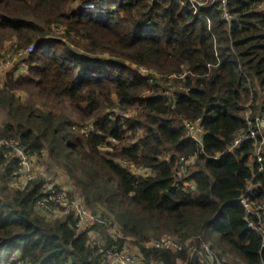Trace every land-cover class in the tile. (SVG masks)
Here are the masks:
<instances>
[{"label": "trees", "instance_id": "16d2710c", "mask_svg": "<svg viewBox=\"0 0 264 264\" xmlns=\"http://www.w3.org/2000/svg\"><path fill=\"white\" fill-rule=\"evenodd\" d=\"M193 6L189 0H0V61L35 46L23 58L25 73H11L0 85L7 118L0 137L39 158L48 155L42 174L25 188H10L12 166L0 181V264H101V249L90 242L100 228L108 232L104 249L132 243L147 264H203L190 249L204 244L230 263L264 264V227L262 234L249 227L240 201L252 186L249 198L264 203L256 159L260 149L264 165V135L257 129L258 147L231 149L247 125L243 104L252 89L256 127L264 98V0H228L236 17L231 29L218 4ZM140 67L160 75L142 78ZM178 74L186 75L179 81L185 89L169 101L158 80ZM115 105L137 115L111 120ZM198 120L202 144L185 126ZM192 157L183 179L195 189L187 191L176 186V176L180 160ZM123 161L151 174L135 175ZM56 166L73 183L69 196L83 197L116 225L117 240L107 227L80 230L72 212L47 221L37 211ZM163 236L183 246L145 245Z\"/></svg>", "mask_w": 264, "mask_h": 264}, {"label": "built area", "instance_id": "2783aa9c", "mask_svg": "<svg viewBox=\"0 0 264 264\" xmlns=\"http://www.w3.org/2000/svg\"><path fill=\"white\" fill-rule=\"evenodd\" d=\"M195 6H203L206 3L218 4L219 9L222 12V18L227 24L229 29L232 28L233 22L236 20L235 15L230 11L228 8V0H189ZM35 49L34 45H30L27 51H20L17 54H14L13 59H6L0 61V85H3V80L5 76H7L9 69L13 64L19 63L22 65V61L24 56L27 55L28 52H32ZM15 58V59H14ZM14 60V61H13ZM13 61V62H11ZM140 69L144 73H153L155 76H159L160 74H156L155 71H151L145 67H140ZM185 74H178L175 75L173 78L169 80L168 83L165 85L168 87L166 90L163 89V95L169 100H174L176 95L180 93L184 86L181 82L185 79ZM175 79V80H172ZM179 88L177 93H173L175 88ZM250 97L245 101L243 104V118L245 123L247 124L245 128L239 130L233 142L231 149H235L241 147L242 145L255 142L256 145L259 141V132L257 129L262 128L264 130V116H261L258 119L257 127L255 126V122L252 118L254 113L253 110V100H254V90L252 89ZM129 116V112L123 110L119 107H113L109 111V118L111 120H125ZM185 126L193 140L202 144L203 137H204V128L202 125V121L198 120L197 122H185ZM94 129V126H87L84 129V132L89 134ZM113 140L108 139V142H112ZM259 149V148H258ZM3 158L5 162L2 164L3 167L8 166H16L17 172H15L20 179V182L23 184H28L29 182L33 181L36 177V167L37 162L42 161V158L38 156L32 155L30 151H27L26 148L16 140L5 139L0 137V158ZM256 159L260 164V172L264 171L263 165V157L258 151L256 154ZM194 157L190 158L189 160L181 159L178 165L180 166L179 176H182V179L179 178L177 175V187H183L185 190L187 186L192 187L195 189V184L183 179V177L187 176L190 172V166L193 167ZM122 165L135 174L138 169H146V168H137L133 163L129 161H123ZM145 175L144 173L142 174ZM185 175V176H184ZM57 182L49 183L45 189V198L40 199L36 203V209L39 213L43 216L47 217V220H51L54 218H59L69 213H74L75 216L79 219L78 227L80 230H87L94 225H99L102 227H107L109 232L111 233L112 237L117 240L121 234L119 229L116 225L109 224L107 220L102 216L100 212L94 211L87 203L83 197H76L71 198L69 196L70 190L64 188L62 186L58 187ZM247 189H252V186H249ZM250 190H246V192L240 198L242 205L246 211L247 220H249V227L254 229L259 233H263L264 227V203H254L249 198ZM100 213V214H99ZM59 216V217H58ZM190 241L187 242L189 244ZM98 244H93V246H97ZM145 245L147 247L162 249V250H179L183 246V242L180 241L178 238L174 236H163L162 238H153L150 241L146 242ZM132 246L136 249V254L127 251L126 249ZM191 256H197L201 259L203 264H242L238 263H230L225 261L226 259H221L217 257V255L211 249L209 244H204L203 247H194L190 249ZM100 256V260L102 264L110 263L111 261H121L127 264H147L146 260L144 259L140 248L132 243L126 244L123 250H118L117 247L108 248V249H101L97 253ZM160 264V263H157Z\"/></svg>", "mask_w": 264, "mask_h": 264}, {"label": "rangeland", "instance_id": "374dc122", "mask_svg": "<svg viewBox=\"0 0 264 264\" xmlns=\"http://www.w3.org/2000/svg\"><path fill=\"white\" fill-rule=\"evenodd\" d=\"M9 49L10 48H12V46L10 45L9 47H8ZM10 57L8 58V59H13V57H14V53H11L10 55H9ZM15 59V58H14ZM14 61V60H13ZM13 61H11V62H13ZM4 62H6V60H4ZM16 70H20V71H22L23 70V66L22 65H18V67H16ZM138 71H139V74H140V76L142 77V78H145V79H150V81H153L154 80V78H157L156 76H155V74H153V73H144L141 69H139L138 68ZM152 83V82H151ZM158 85L160 86L159 87V93L160 92H162V93H164L163 92V89L164 90H166L168 87L165 85V83H163V81L162 80H158ZM177 91H179V88H175L174 90H173V93H177ZM18 93H20L19 94V96H21V97H24V98H26V94L24 93V92H17V94ZM114 100H116V97H114ZM254 101H255V98H254V100H253V106H254ZM262 101L264 102V98L262 99ZM263 102H260V104L258 105L259 106V109H258V114H257V120L261 117V116H264V105H262L261 103H263ZM114 107H119V108H121L119 105H115ZM113 108V107H112ZM121 109H123V108H121ZM123 110H125V109H123ZM253 110H254V107H253ZM126 111H128L129 112V117H131V116H136L137 115V110L136 109H127ZM6 114L5 113H0V127L3 125V122H5L6 121ZM259 131L264 135V130L262 129V128H260L259 129ZM108 139H111V138H108ZM112 140V139H111ZM257 147H258V143H257ZM259 151H260V149H259ZM262 151H264V148L262 149ZM45 155V158L46 159H48V155H47V153H45L44 154ZM43 159V158H42ZM42 161H44V160H42ZM42 162L41 161H38L37 162V167H36V174H37V176L38 175H40V174H42V171H43V166H42V164H41ZM194 164H195V160H194ZM12 169H14V173H13V176L11 177V180H10V182H9V186H10V188L11 189H23V188H25L27 185L26 184H23V183H21L20 182V179H19V176L15 173V172H17V167L14 165L13 167H12ZM7 170H8V167L6 166V167H3L2 166V164H0V181L2 180V178H3V176H4V174L7 172ZM39 170H42L41 171V173H39ZM52 172H50L49 174H50V177L52 178V181L53 182H60V183H64V182H66V180H65V176H66V173H65V171L64 170H62L61 168H59V167H55L54 169L52 168V170H51ZM145 174V175H150L151 174V170L150 169H138L137 171H136V174L137 175H142V174ZM65 175V176H64ZM67 177V176H66ZM192 183V182H191ZM68 184V183H67ZM71 184H68V186H70ZM250 185H251V183H250ZM73 186V185H72ZM187 189V191H193V189H192V187H190V186H187L186 187ZM247 190H250V191H254V189H247ZM95 211V210H94ZM100 214V213H99ZM59 217V216H58ZM61 217H63V216H61ZM60 217V218H61ZM47 218V217H46ZM53 219H51V220H47V221H53V220H56V219H58V218H54V217H52ZM107 231L106 230H103L102 228H100V230H93V231H91L90 232V242L92 243V244H98L97 246H99L100 247V249H104V245H105V243H106V240H103V237H106V235H107V233H106ZM105 241V242H104ZM127 251H129V252H131V253H135L136 254V249H135V247L133 248L132 246H130L129 248H127L126 249ZM225 261H228L229 262V260L228 259H226ZM102 264V263H101ZM107 264H127V263H123V262H121V261H117V260H115V261H111L110 263H107Z\"/></svg>", "mask_w": 264, "mask_h": 264}, {"label": "crops", "instance_id": "0c3cea01", "mask_svg": "<svg viewBox=\"0 0 264 264\" xmlns=\"http://www.w3.org/2000/svg\"><path fill=\"white\" fill-rule=\"evenodd\" d=\"M18 65H20L19 63H16V64H13L12 66H11V68L9 69V71H8V74L7 75H9V74H11V73H15L17 76H20V75H22V74H24L25 73V71H26V68H25V66H24V64H22V66H23V70L22 71H20V70H16V67H18ZM6 77V76H5ZM43 160L44 161H46L47 159L45 158V155L43 156ZM65 176V175H64ZM65 178V180H66V182H64V183H60V182H57L58 183V185L59 186H62V187H64V188H67L68 190H72L71 188H72V181H70V179L68 178V177H64ZM71 184L70 186H68V184ZM106 239V237H103V240H105ZM105 242V241H104Z\"/></svg>", "mask_w": 264, "mask_h": 264}]
</instances>
